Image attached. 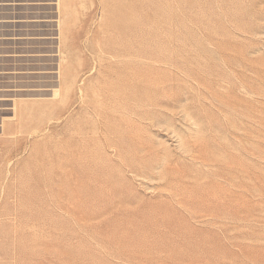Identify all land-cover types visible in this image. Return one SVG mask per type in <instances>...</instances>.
<instances>
[{
	"label": "rangeland",
	"instance_id": "obj_1",
	"mask_svg": "<svg viewBox=\"0 0 264 264\" xmlns=\"http://www.w3.org/2000/svg\"><path fill=\"white\" fill-rule=\"evenodd\" d=\"M0 264H264V0H0Z\"/></svg>",
	"mask_w": 264,
	"mask_h": 264
}]
</instances>
